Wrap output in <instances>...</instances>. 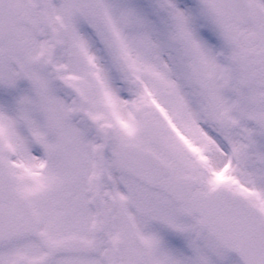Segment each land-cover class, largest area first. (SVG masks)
Instances as JSON below:
<instances>
[{"label": "snow or ice", "instance_id": "snow-or-ice-1", "mask_svg": "<svg viewBox=\"0 0 264 264\" xmlns=\"http://www.w3.org/2000/svg\"><path fill=\"white\" fill-rule=\"evenodd\" d=\"M0 264H264V0H0Z\"/></svg>", "mask_w": 264, "mask_h": 264}]
</instances>
